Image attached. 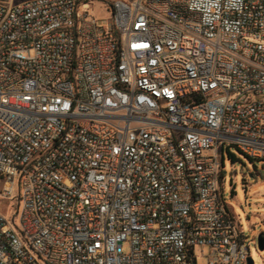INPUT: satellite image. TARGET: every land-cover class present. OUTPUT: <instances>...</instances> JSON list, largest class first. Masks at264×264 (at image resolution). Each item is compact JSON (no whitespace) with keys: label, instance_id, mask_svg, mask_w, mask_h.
Segmentation results:
<instances>
[{"label":"built area","instance_id":"2783aa9c","mask_svg":"<svg viewBox=\"0 0 264 264\" xmlns=\"http://www.w3.org/2000/svg\"><path fill=\"white\" fill-rule=\"evenodd\" d=\"M225 145L264 158V0H0V264H248Z\"/></svg>","mask_w":264,"mask_h":264},{"label":"rangeland","instance_id":"374dc122","mask_svg":"<svg viewBox=\"0 0 264 264\" xmlns=\"http://www.w3.org/2000/svg\"><path fill=\"white\" fill-rule=\"evenodd\" d=\"M94 14L103 22L109 18V14L97 6ZM222 161L224 201L233 212L255 264H264V251L258 248V236L264 234V158L252 159L237 146L225 145ZM208 250L207 247L197 248L199 264L207 263Z\"/></svg>","mask_w":264,"mask_h":264},{"label":"water","instance_id":"95a60500","mask_svg":"<svg viewBox=\"0 0 264 264\" xmlns=\"http://www.w3.org/2000/svg\"><path fill=\"white\" fill-rule=\"evenodd\" d=\"M258 248L260 251H264V234L258 236ZM248 264H255V261L251 256L248 258Z\"/></svg>","mask_w":264,"mask_h":264},{"label":"trees","instance_id":"16d2710c","mask_svg":"<svg viewBox=\"0 0 264 264\" xmlns=\"http://www.w3.org/2000/svg\"><path fill=\"white\" fill-rule=\"evenodd\" d=\"M253 159V158H252ZM222 177H223V172H222V174H221V179H222Z\"/></svg>","mask_w":264,"mask_h":264},{"label":"crops","instance_id":"0c3cea01","mask_svg":"<svg viewBox=\"0 0 264 264\" xmlns=\"http://www.w3.org/2000/svg\"><path fill=\"white\" fill-rule=\"evenodd\" d=\"M230 211H231V209H230ZM232 212V211H231ZM232 214H233V212H232Z\"/></svg>","mask_w":264,"mask_h":264}]
</instances>
